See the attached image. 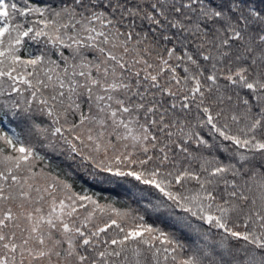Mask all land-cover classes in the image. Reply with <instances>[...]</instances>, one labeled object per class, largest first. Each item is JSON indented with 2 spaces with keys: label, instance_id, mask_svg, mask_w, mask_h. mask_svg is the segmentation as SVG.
Here are the masks:
<instances>
[{
  "label": "snow or ice",
  "instance_id": "6c2138e0",
  "mask_svg": "<svg viewBox=\"0 0 264 264\" xmlns=\"http://www.w3.org/2000/svg\"><path fill=\"white\" fill-rule=\"evenodd\" d=\"M0 264H264V0H0Z\"/></svg>",
  "mask_w": 264,
  "mask_h": 264
}]
</instances>
